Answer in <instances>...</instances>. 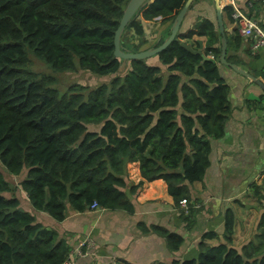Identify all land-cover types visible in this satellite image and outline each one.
<instances>
[{"label": "trees", "instance_id": "trees-1", "mask_svg": "<svg viewBox=\"0 0 264 264\" xmlns=\"http://www.w3.org/2000/svg\"><path fill=\"white\" fill-rule=\"evenodd\" d=\"M185 1L148 0L126 25L121 49L140 52L162 44ZM127 2L0 0V164L8 176L21 177L11 183L0 173V264H63L70 254L55 230L23 209L13 183L30 208L61 222L67 206L81 212L96 202L99 208L132 211L129 195L143 181L162 179L187 229L194 224L190 186L203 179L211 140L224 136L231 111L230 89L218 69L220 34L216 24L198 15L188 27L182 22L176 40L155 56L127 60L121 75L114 33ZM261 5L264 0L251 1L246 14ZM233 11L224 6L222 17L234 25L232 49L237 50L242 36ZM203 38L206 60L180 45L196 50ZM28 52L56 72L111 78L95 88L75 83L60 93L51 87V76L30 70ZM255 75L264 81V66ZM133 162L142 178L136 185L127 180L126 164ZM262 174L250 195L264 210ZM234 228L235 215L228 209L222 243L211 244L219 236L207 232L194 257L173 263L264 264V212L254 240L240 248L233 245ZM153 231L172 252L183 244L177 233Z\"/></svg>", "mask_w": 264, "mask_h": 264}, {"label": "crops", "instance_id": "crops-1", "mask_svg": "<svg viewBox=\"0 0 264 264\" xmlns=\"http://www.w3.org/2000/svg\"><path fill=\"white\" fill-rule=\"evenodd\" d=\"M231 1L237 9L247 13L251 1L260 0H221V3L226 6ZM198 15L216 24L212 19V16L216 19L213 0L195 2L184 18L183 27L191 25ZM250 16L264 31V5L256 8ZM222 19L229 43L226 57L239 61L235 65L264 84L263 79L255 75L264 66V47L253 52L250 40L242 36L239 48L232 49L234 25H230L224 16ZM199 40L204 46V39ZM218 69L230 89L231 111L224 136L211 140L209 166L203 179L190 186V197L193 204L198 206L192 228L187 229L180 218L162 179L143 181L136 193L129 195L132 211L90 210L88 207L78 212L67 206L61 222L30 208L20 187V193L16 190L23 209L29 211L37 223L55 230L58 239L67 243L72 252V264H174L175 260L181 263L196 255L197 244L205 233L215 232L219 236L211 244L223 242L224 214L228 209L235 215L233 245L240 248L254 240L259 218L264 212L250 195L251 184L259 185L263 180L264 91L220 62ZM126 169L128 182L136 185L142 180L138 163H127ZM143 226L147 232L143 231ZM153 227L180 235L183 244L179 250L170 251L166 239L156 234ZM84 240H89L90 246L82 249V255L73 253L76 245Z\"/></svg>", "mask_w": 264, "mask_h": 264}, {"label": "water", "instance_id": "water-1", "mask_svg": "<svg viewBox=\"0 0 264 264\" xmlns=\"http://www.w3.org/2000/svg\"><path fill=\"white\" fill-rule=\"evenodd\" d=\"M148 0H128L124 10L122 17L119 21L118 27L114 33V56L116 58H119L122 60L120 69L121 70L125 66V62L127 60H145L152 56H155L159 52H161L163 49H165L172 41L176 40V36L179 32V28L184 20V17L186 13L188 12V9L191 5V3L194 0H186L183 4L182 8L178 12V14L173 19V22L170 26V34L169 36L156 48H149L140 52H128L124 51L120 47V41L122 33L128 24V22L131 20L133 15L136 13V11L143 6ZM214 2V8H215V17H216V25L220 34V56H219V62L225 66L230 67L234 72L237 74L243 76L244 78L248 79L250 82H253L257 86H259L264 91V84L254 77L249 72L245 71L244 69L238 67L235 64L229 63L226 61V49H227V39H226V28L223 24L222 19V10L224 8V5L221 3V0H213ZM198 43L199 48L194 50L188 43L181 42L180 45L185 48L187 51L191 52L192 54H200L201 57L206 60L208 59L205 57L202 53L203 44L201 40L196 41ZM210 60V59H209Z\"/></svg>", "mask_w": 264, "mask_h": 264}, {"label": "rangeland", "instance_id": "rangeland-1", "mask_svg": "<svg viewBox=\"0 0 264 264\" xmlns=\"http://www.w3.org/2000/svg\"><path fill=\"white\" fill-rule=\"evenodd\" d=\"M200 1V0H197ZM212 19L216 21V19L212 16ZM159 19L157 21H154L152 23H158ZM184 22V20H183ZM185 24V22L183 23V25ZM154 33V32H153ZM204 39V38H203ZM123 42L126 44L127 41L123 40ZM28 58H29V68L30 70L40 74V75H48L51 76L53 78V83L51 84V87L55 88L58 92L62 93L64 92L70 85L72 84H81L83 86H86L87 88H95L96 86L100 85L101 83H107L111 76H99V75H95V74H89L87 72H83V71H67V72H56L53 71L51 68H49L42 60L36 58L33 56V54H31V52H28ZM154 58L149 59L148 61L154 62ZM124 69L126 70L127 67H123L121 70H119V73L122 75L124 72ZM0 173L4 176V178L8 181L12 182H16L19 183V180L21 179V177H11L8 176L7 173L5 172L4 168L2 167V165L0 164ZM12 184L13 190L15 192L16 186L19 188V186L17 184ZM19 191V189H18ZM6 196H8V194H5Z\"/></svg>", "mask_w": 264, "mask_h": 264}, {"label": "built area", "instance_id": "built-area-1", "mask_svg": "<svg viewBox=\"0 0 264 264\" xmlns=\"http://www.w3.org/2000/svg\"><path fill=\"white\" fill-rule=\"evenodd\" d=\"M228 5V4H226ZM233 7L232 17L234 19V24L238 26V30L241 36L248 38L250 40V48L253 52H256L259 48L264 47V31L258 25L257 21L254 20L252 16L240 11L237 9L233 2L230 4ZM212 58V57H211ZM180 207L184 210L185 213H188V203L186 200H182L180 202ZM193 208L197 209L198 206L193 204ZM90 210L99 209V206L96 202H93L89 206ZM89 240H84L79 242L76 247L73 249V253L77 255H82V249L88 248L90 246ZM71 254H69L67 260L63 264H72L71 262Z\"/></svg>", "mask_w": 264, "mask_h": 264}]
</instances>
